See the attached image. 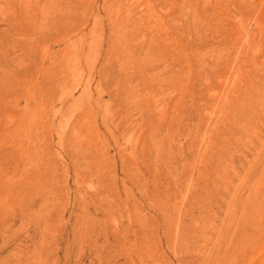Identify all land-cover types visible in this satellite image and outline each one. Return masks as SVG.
<instances>
[{"label":"rangeland","instance_id":"rangeland-1","mask_svg":"<svg viewBox=\"0 0 264 264\" xmlns=\"http://www.w3.org/2000/svg\"><path fill=\"white\" fill-rule=\"evenodd\" d=\"M0 264H264V0H0Z\"/></svg>","mask_w":264,"mask_h":264}]
</instances>
